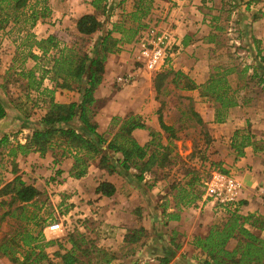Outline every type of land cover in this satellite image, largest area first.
<instances>
[{"label": "rangeland", "instance_id": "obj_1", "mask_svg": "<svg viewBox=\"0 0 264 264\" xmlns=\"http://www.w3.org/2000/svg\"><path fill=\"white\" fill-rule=\"evenodd\" d=\"M12 5L10 0L0 10V100L7 111L0 138L9 136L0 146V188L19 176L39 194L21 211L17 202L8 204L11 193H0V264H18L12 257L21 261L31 251L22 242L26 234L31 246L50 241L36 264H63L54 252L64 253L73 241L75 264H160L163 258L167 264H214L196 238L227 229L234 218L238 226L223 248L235 253L218 259L264 264V182L257 181L264 179V0H24L17 10ZM83 14L100 22L94 33L78 32ZM54 31L57 47L46 53L21 45L27 32L43 39ZM107 31L108 43L118 42L105 54L89 107L96 133L106 141L100 152H77L55 137L44 153L16 150L11 156V147L45 128L40 120L50 97L66 104L81 100L90 59L81 83L67 81L64 87V76L51 71L59 50L93 58L103 54ZM155 33L168 34L173 44L160 70L149 71L139 49ZM159 73L167 76L157 91ZM188 80L195 88L185 87ZM129 118L143 124L129 136L146 147L144 159L155 155L142 174L124 168L122 155L107 149L113 138L122 140L117 135ZM67 127L97 142L77 117ZM237 130L253 142L241 156L231 147ZM82 168L84 174L75 177ZM220 174L236 179L234 199L216 189ZM246 179L250 192H244ZM103 181L114 186L111 196L96 192ZM240 226L261 241L247 248L249 237ZM4 247H11L8 254ZM247 249L250 254L239 261Z\"/></svg>", "mask_w": 264, "mask_h": 264}, {"label": "trees", "instance_id": "obj_2", "mask_svg": "<svg viewBox=\"0 0 264 264\" xmlns=\"http://www.w3.org/2000/svg\"><path fill=\"white\" fill-rule=\"evenodd\" d=\"M6 3L9 4L10 0H0V10L2 9V5ZM12 7L14 9H18L20 5L24 3V0H12ZM146 13L149 12V8L146 7ZM143 11V10H142ZM35 21V19H34ZM33 21V22H34ZM100 27V22L97 18L92 14H83L81 15L76 21V28L79 33L84 35H89L94 33ZM57 31H54L52 34L48 35L46 38L43 39H36L33 33L27 32L23 38L21 45L24 48H31L33 46L37 47L43 53L48 52L49 48H56L57 41H56ZM110 40V31L106 32V35L101 40V47L100 51L103 54H97L93 58L87 57L84 55L82 57H72L69 53L64 54L62 49L59 51L58 57L54 59V63L52 65L51 71L56 76H64V87H69V83L67 81H73L77 84H80L83 77L87 74V66L86 60L90 59L89 65V73L86 76L85 86L82 89V96L79 102H70V103H60L54 101L52 97L48 102V108L44 116L41 118L40 123L45 126L44 129H36L31 132V134L26 139L24 144L17 143L15 147H11L9 154L14 156L15 151L19 150L21 155L28 154L29 152L39 151L44 153L48 148L52 146L53 139L60 138L61 141H65L69 147L75 148L77 152L79 150H85L87 154H98L100 152L99 145L105 144V139L96 133V125L91 122L90 120V109L89 107L95 101L93 96L94 90L97 85L101 81V75L104 71L103 61L105 60V54L112 52V48L115 47L117 40H111L110 44L108 43ZM131 41H134L132 39ZM130 42V41H129ZM32 58H37V55L28 53ZM29 78L33 77V72H28ZM167 76V73H159L155 77V88L158 91L163 79ZM36 82L37 85H40V81H33ZM187 85L185 87L189 89L195 88V85L191 81H187ZM37 88V86H36ZM217 98L220 100L223 99L222 95L220 94ZM6 107L2 100H0V120L3 119L6 115ZM75 117L81 122L83 128L90 134L96 136L97 142L94 143L91 139H88L82 135L80 131H76L72 127H67L70 122H72ZM161 126L164 129H171L167 127L161 120ZM58 124H64V126L56 127ZM136 128H143V124L139 121L138 118H129L127 119L125 125L121 129L122 134L117 136L121 137L122 140L112 139L107 143V149L112 150L114 152H119L122 155V162L124 168L128 169L129 167L133 166L140 170L142 174L144 171L148 170L151 164H153V159L155 158L154 153H151L147 160L144 158L146 157V147L139 145L135 139L129 136L130 132ZM239 130L235 131L233 135V139L231 141V147L235 150L236 154L241 156L244 153V148L247 146L253 145L251 141V136L249 133H245L238 137ZM9 142V136L3 135L0 138V146L5 145ZM256 149V148H255ZM80 160L79 157L75 156V162ZM221 171H226L221 169ZM85 169L82 168L79 171L74 173L75 177H80L84 174ZM96 192L100 193L105 196H111L114 193V186L110 182L103 181L101 182L97 188ZM0 193L7 194L11 193L10 199L8 201L9 205L12 203H18L19 209L21 211L26 209V204L32 201L38 194L39 191L36 187L31 184H26L24 181L21 180L19 176H15L14 179L8 183H6L3 187L0 188ZM196 196H193L192 199L194 200ZM6 214H11L8 211ZM30 220H35V215L31 214ZM237 218H234L231 224L227 229H223L221 231H211L207 237L196 238L197 246H201V248L207 251V254L213 260L214 264H227L225 263V259L220 260L218 259V254H222L232 259L235 251H228L223 248L224 244L228 241L230 237L233 236V231L237 227ZM239 232L244 233L249 237V243L247 244V248L253 245L254 242H260L261 239L249 233L245 228L239 227ZM29 234L24 235L22 242L25 246L31 247V251H28L23 259L20 261L19 257H12L13 261L18 262V264H36V262L40 261L46 257L45 252L43 251V246H47L50 241L44 244H34L31 246L30 241L28 239ZM71 241L72 238L70 237ZM252 243V244H251ZM11 247H4L3 250L6 254H8V250ZM37 251V257L35 262H29V256L34 253L33 250ZM75 250V242L73 241V245L70 249H65L64 253H60L58 250L54 252L55 256H58L63 264H75L77 262V256L74 253ZM250 254L249 249L245 250L241 253V259L239 261H245L244 256H248ZM18 258V259H17ZM109 260L106 261V263ZM168 259L163 258L160 261V264H167Z\"/></svg>", "mask_w": 264, "mask_h": 264}, {"label": "built area", "instance_id": "obj_3", "mask_svg": "<svg viewBox=\"0 0 264 264\" xmlns=\"http://www.w3.org/2000/svg\"><path fill=\"white\" fill-rule=\"evenodd\" d=\"M173 44L171 36L165 33H155L140 43L139 56L141 62L149 71H158L164 65L167 57V50ZM216 189L224 190L225 196L233 198L237 194L239 186L235 178L224 175H217Z\"/></svg>", "mask_w": 264, "mask_h": 264}, {"label": "crops", "instance_id": "obj_4", "mask_svg": "<svg viewBox=\"0 0 264 264\" xmlns=\"http://www.w3.org/2000/svg\"><path fill=\"white\" fill-rule=\"evenodd\" d=\"M6 117H4L3 119L0 120V134H3L6 132V129L4 127H6V124L4 123L6 120ZM257 181L259 182H264V179L262 178H258ZM252 189V183L249 182L247 179L244 181V192L245 191H251Z\"/></svg>", "mask_w": 264, "mask_h": 264}]
</instances>
